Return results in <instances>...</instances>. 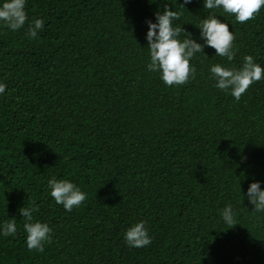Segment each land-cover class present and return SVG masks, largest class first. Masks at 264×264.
Instances as JSON below:
<instances>
[{
    "label": "trees",
    "instance_id": "16d2710c",
    "mask_svg": "<svg viewBox=\"0 0 264 264\" xmlns=\"http://www.w3.org/2000/svg\"><path fill=\"white\" fill-rule=\"evenodd\" d=\"M182 3L169 0L175 24L197 38L210 10ZM159 7L26 0L28 21H44L37 37H26L28 21L16 32L0 26V222L15 216L17 226L0 237V264H264V213L241 195L254 180L264 188V80L236 101L209 73L245 55L264 66V6L244 23L212 10L231 22L233 61L205 48L195 75L173 87L145 70V21ZM53 177L87 199L66 212L49 196ZM23 206L53 230L42 252L26 248ZM139 220L152 243L129 248L123 233Z\"/></svg>",
    "mask_w": 264,
    "mask_h": 264
},
{
    "label": "clouds",
    "instance_id": "9594fccd",
    "mask_svg": "<svg viewBox=\"0 0 264 264\" xmlns=\"http://www.w3.org/2000/svg\"><path fill=\"white\" fill-rule=\"evenodd\" d=\"M156 2V0H153ZM160 7L154 12L155 22L151 19L145 21L147 31L145 40L148 49V61L145 70L155 73L165 86H181L186 84L196 72L191 61L197 54L205 57V48L214 49V56L225 58L231 63L236 55L234 48L235 33L229 31L230 21H226L223 15H217L215 11L232 16L237 23L251 20L257 14L264 0H203V8L208 9L209 14L201 19L199 37L193 38L182 25L175 24L180 19V13L174 8H169V0H159ZM191 3V0H183L181 5ZM26 0H0V26L16 32L25 27L28 16L26 13ZM219 17H223L224 21ZM44 27V21L36 18L28 21L26 37L35 39L38 32ZM182 33H187L181 38ZM210 78L214 81V87L234 100L239 101L241 96L251 85L264 80V66L257 62L253 55L243 56L239 67H228L222 63H216L209 67ZM7 85L0 82V95L5 94ZM49 196L66 212L79 207L87 199V193L71 180H48ZM240 193L241 189L239 187ZM243 200L246 198L253 206V211L264 213V188L260 181L249 184L247 191L241 193ZM37 213L35 206H23L19 209L20 217L25 219L23 232L24 243L29 252L44 251V245L52 240V228L41 219L34 218ZM224 225L233 227L236 213L231 205H226L220 213ZM17 233L16 218L7 217L0 222V237H14ZM123 239L129 248L147 247L152 243L148 233L146 221L139 220L131 223L123 233Z\"/></svg>",
    "mask_w": 264,
    "mask_h": 264
}]
</instances>
